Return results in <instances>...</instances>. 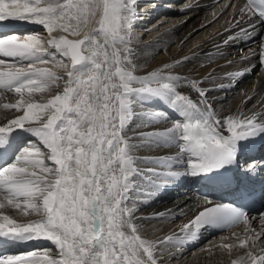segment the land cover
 Instances as JSON below:
<instances>
[{
    "label": "snow or ice",
    "instance_id": "1",
    "mask_svg": "<svg viewBox=\"0 0 264 264\" xmlns=\"http://www.w3.org/2000/svg\"><path fill=\"white\" fill-rule=\"evenodd\" d=\"M137 3L138 0H0V27L5 23H26L40 26L50 36L59 30L77 37L51 36L47 43L53 50L49 51L43 47L39 33L0 34V54L18 63L28 62L27 69L0 70V93L14 92L20 97L3 107L23 110L22 115L0 126V148L7 150L9 137L23 129L46 149L42 152L29 141L14 162L0 166V209L7 206L18 209L21 216L36 217L20 221L0 213V242L47 240L58 249L57 258L47 250H32L0 256V264H158L166 250L195 240L201 229L217 223L227 209L234 207L205 200L202 210L180 227L183 236L174 233L153 241L137 235L140 226L133 223L136 200L132 207L128 202L132 192L154 195L138 187L137 180L145 172L146 182L159 190L171 182L168 177L210 173L233 164L239 142L264 133V115L259 122L255 113H242L243 118H216L208 96L217 89L201 86L213 79L211 75L203 80L171 75L165 71L173 67L170 64L142 76L133 74L135 50L129 45ZM259 5H264V0H259ZM257 7L256 0H247L240 6L227 5L240 17L237 26L248 23L251 30L256 27L250 19ZM97 16L98 28H88ZM259 16L264 20V8L259 9ZM240 30L247 34V30ZM237 38L229 36L223 44ZM57 55L71 63L65 75L36 67L55 60ZM190 59L185 56L175 63ZM259 59L264 66V45ZM4 63L0 60V64ZM232 75L228 73L225 78L231 79ZM184 86L196 93L195 100L178 90ZM53 88L60 91L46 103L33 102L34 94ZM169 97L182 120L163 130L136 133L142 137L139 140L125 133L128 122L137 115L134 105H142L150 98ZM141 114L152 120L166 118L159 110ZM157 143H170L178 149L172 160H163L168 168L182 158H186L188 168L183 172H158L155 168L136 167L134 153L138 147ZM257 167L256 162H250L247 170L253 172ZM238 211V217L221 229L248 222L247 213ZM152 218L167 217L165 212H158ZM261 222L264 223V213ZM240 246H247L246 258L242 257L240 264H264V229L259 233L253 230L251 236L240 239Z\"/></svg>",
    "mask_w": 264,
    "mask_h": 264
},
{
    "label": "bare ground",
    "instance_id": "2",
    "mask_svg": "<svg viewBox=\"0 0 264 264\" xmlns=\"http://www.w3.org/2000/svg\"><path fill=\"white\" fill-rule=\"evenodd\" d=\"M147 3L143 2L140 5H147ZM229 3L240 6L243 4V0H187V4L191 5L190 8L166 13L172 16L177 15L176 23L168 25L169 27L165 26V29L160 34L158 33L159 35L156 39L148 42L132 43L129 47H133L135 50L133 63L136 71L142 75L157 68H163L164 64L173 65L171 69L165 70L171 75L186 76L197 80H203L211 75L213 79L206 81L201 86L217 89L209 93L208 96L217 119H223L227 116L243 118L242 113L248 116L255 113L257 122H259V117L264 115V66L261 65L259 59V53L262 50V45H264V20L257 19L251 15L250 23L256 25L255 30L249 29L248 23L237 26L236 21L240 17L235 15L233 9L227 8ZM150 11L147 10L145 13ZM159 16H162L163 20L159 21L158 24L160 26L172 19L169 16L165 18H163V15ZM159 16L158 18H160ZM244 19L249 20V17L245 16ZM28 25H31L29 29L34 28L31 31L33 34L37 25ZM136 28L141 30L139 25L133 26L132 30L135 31ZM241 28L247 30V34L242 32ZM27 32H30V30H27ZM229 36H237L238 38L224 45L223 41L227 40ZM21 39H23V36H21ZM217 46L219 47L217 48ZM43 47L49 51L53 50L46 41L43 43ZM155 55L158 56L156 59ZM185 56L191 59L185 63H175L183 60ZM0 59H3V56H0ZM9 61L17 64L16 66L22 63L28 64V62L18 63L13 59ZM228 61H231L230 65L227 63ZM10 66L12 65L0 64V69H7ZM228 73L233 74L231 79L225 78ZM220 85H224V87L220 88ZM178 90L190 95L194 100L197 98L196 93L186 86L180 87ZM46 91L57 93L60 89L53 88ZM42 96L41 93L34 94L33 102L46 103L47 101ZM52 96L51 94L47 98L51 99ZM249 96L252 97L251 100H248ZM19 99V94L14 92L0 93V126L16 118L10 109L4 108L3 105L16 103ZM157 110L165 113L166 118L152 120L141 114ZM133 111L137 115H134L128 122L125 133L129 137H134L138 140L142 139V137L135 136L136 133L163 130L170 127L173 122L183 119L180 112L173 106L170 97L168 99H147L142 105H134ZM224 134L229 135L226 130H224ZM22 139L26 140L27 143L29 141L36 143L42 152L46 151L42 143L33 134L27 130L17 129L16 135L9 137L7 150L3 149L6 152V157L1 160L0 166L14 162L16 155L12 156V149ZM255 141H259L262 145L264 143V133L240 141L236 159L243 156V150L252 146ZM177 151L178 149L170 143L144 144L139 146L134 153L137 157L135 166L141 170L155 168L158 172H183L188 168L186 158L185 161L182 158L180 163L173 161L171 168H168L163 163V160H172ZM145 158L150 159L146 160ZM156 158H159L161 162L157 163ZM254 160L251 159L249 162L257 163L259 161L258 159ZM45 163L52 166L47 160H45ZM255 170L263 171L264 166L257 167ZM147 176L148 174L145 172L143 178H138V187H141L143 192L154 193V195L143 196L132 192L130 193L131 199L128 202V207H132V201L136 200L134 215L136 213L138 215L134 216L133 223L140 226L137 235L141 239L157 241L174 233L183 235L179 233L180 227L188 223L202 210L204 201L210 200L213 202L215 197L222 194L219 190L203 193L199 192L198 189H194L193 181L197 179L198 175H191L190 173L168 177L171 182L161 185L159 190L146 182ZM262 176L264 180V175ZM156 182L159 183L160 181L157 179ZM166 210L173 211L166 212ZM158 212H165L167 218L153 219L152 217ZM0 213L11 215L14 219L20 221L36 218L34 215L21 216L18 209L7 206L0 209ZM141 217L144 219H140ZM247 223L250 224L249 227L251 229L248 228L246 233L244 231L238 233ZM247 223L218 235L220 236L218 238H223V240H219L221 243L217 241L218 244L214 243L212 245L210 256L207 253H203L202 250H194V248L203 243L211 234L198 236L197 241L192 240L191 245L189 244L187 247L170 248L171 250L168 249L165 252L175 253L174 258L177 260L174 263L177 264H183L184 262V264H232L233 261L240 264L241 258L245 257L247 247L240 246V239L251 236L253 230L259 233L264 229L262 222V225L258 226L257 217H250ZM148 225L150 227L147 229ZM123 230L128 231L127 229ZM12 243L9 245L10 248L6 250V246L0 242V256L16 255L32 250H47L53 258H57L58 249L47 240H32L31 245L27 247H23L24 243L23 245L18 244V242H15L17 243L15 245H12ZM224 244L229 246V248H225L226 251ZM257 246H261L259 241H257ZM158 264H160L159 260Z\"/></svg>",
    "mask_w": 264,
    "mask_h": 264
},
{
    "label": "rangeland",
    "instance_id": "3",
    "mask_svg": "<svg viewBox=\"0 0 264 264\" xmlns=\"http://www.w3.org/2000/svg\"><path fill=\"white\" fill-rule=\"evenodd\" d=\"M179 11V10H178ZM174 12H177V11H174ZM166 16H169V18H172L169 22L163 24V25H159V21H163L162 20V16L160 18H157L153 20L152 23H150L147 27H144V28H141V30L138 28H136V30H132V33H131V38H132V43H141V42H148V41H151L153 39H156V37H158V35L160 34V32H162V30L165 29V26L167 27L168 25H171L173 24L174 22L176 23L175 20L176 19V16L177 15H169V14H165L163 15V18H165ZM98 19L99 17L97 16L95 19H92L90 24L88 25V28H98ZM171 22V23H170ZM169 27V26H168ZM88 28H85L84 31H88ZM38 32L39 35L42 37V42L47 43V41L51 38V36H55L57 38H59L61 35H66L67 38L69 39H75L77 37L75 36H72L70 34H67V33H63L59 30L57 31H54L51 36L47 33V31L45 29H42L40 26H38V28H35L34 30V33ZM137 32V33H136ZM159 33V34H158ZM25 34H32V32H27ZM121 35H124V33L122 32ZM24 38V37H23ZM132 43L129 45L131 46ZM158 56L155 55V59L157 58ZM15 66H10V68H13V67H24L25 69H27V66L28 64H19V66H16L17 64H14ZM36 67H46V68H49L51 71H54L56 72L58 75H65L67 73L68 70H70L71 68V63L70 61L68 60V58H62L61 56L57 55L56 59L55 60H52L50 61L49 63L47 64H37ZM134 75H137V76H142V74H140L138 71H136V69L134 70L133 72ZM44 98L45 101L49 100L47 97L50 96L51 94L52 95H55L57 94L56 92L54 93V91H45L44 93H41ZM11 113L14 114L15 116H18V115H22L23 114V110H17V109H10ZM27 126V124H26ZM25 147V145H24ZM23 147V148H24ZM21 150V148L18 150V152ZM138 213H136L134 216H137ZM179 220V219H178ZM257 222L259 223L258 226L264 224L262 223L261 224V214L258 215L257 217ZM173 223V222H172ZM154 225V224H153ZM250 224L247 223V225L245 227H243L241 230H239L238 233H242L243 231L246 233L248 231V228L251 229V227H249ZM150 227V225L147 226V229ZM155 227V226H154ZM123 230V229H122ZM142 231V230H141ZM222 234V233H220ZM220 234H216V235H213L211 237H208L203 243H201L199 246L195 247L194 250H202L203 253H207L208 256L209 253H210V250L212 249V245L215 243V244H218L219 240H223V238H218L220 236ZM217 237V238H216ZM224 239H226V237H224ZM212 240V241H211ZM214 240V241H213ZM218 241V242H217ZM221 243V242H219ZM225 245H228V244H224ZM217 246V245H216ZM211 247V248H210ZM174 248V247H173ZM199 248V249H198ZM217 248V247H216ZM215 248V249H216ZM214 249V248H213ZM221 249H223L221 247ZM225 249V247H224ZM171 250V249H170ZM193 250V249H192ZM226 251V249H225ZM198 252V251H197ZM220 252V251H219ZM196 253V252H195ZM220 253H223V252H220ZM175 253H169L168 252H165L163 254H161L159 256V261L162 260L163 264H177V263H174V261H176L177 259L174 258V255ZM180 261V260H178ZM185 263V262H184ZM183 263V264H184Z\"/></svg>",
    "mask_w": 264,
    "mask_h": 264
}]
</instances>
